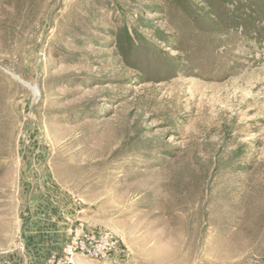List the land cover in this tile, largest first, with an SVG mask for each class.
Instances as JSON below:
<instances>
[{"label": "rangeland", "instance_id": "1", "mask_svg": "<svg viewBox=\"0 0 264 264\" xmlns=\"http://www.w3.org/2000/svg\"><path fill=\"white\" fill-rule=\"evenodd\" d=\"M81 231L264 264V0H0V264Z\"/></svg>", "mask_w": 264, "mask_h": 264}, {"label": "built area", "instance_id": "2", "mask_svg": "<svg viewBox=\"0 0 264 264\" xmlns=\"http://www.w3.org/2000/svg\"><path fill=\"white\" fill-rule=\"evenodd\" d=\"M115 243L114 237L108 232L94 233L81 231L76 233L64 245L62 254L58 260L53 259L48 264L71 263L77 255L102 259L114 250Z\"/></svg>", "mask_w": 264, "mask_h": 264}, {"label": "bare ground", "instance_id": "3", "mask_svg": "<svg viewBox=\"0 0 264 264\" xmlns=\"http://www.w3.org/2000/svg\"><path fill=\"white\" fill-rule=\"evenodd\" d=\"M13 76L15 78H17L20 82H22L23 84H25L29 89H31V91H32V93H33V95L35 97H37L39 95V90H38V88H37L36 85L31 84V83H28V82H25V81L21 80L19 77L15 76V75H13Z\"/></svg>", "mask_w": 264, "mask_h": 264}, {"label": "crops", "instance_id": "4", "mask_svg": "<svg viewBox=\"0 0 264 264\" xmlns=\"http://www.w3.org/2000/svg\"><path fill=\"white\" fill-rule=\"evenodd\" d=\"M114 249H115V247H114ZM111 253H112V252H111ZM111 253H110V254H111ZM110 254H109V255H110ZM75 260H76V258H73L72 262H71V263H67V264H74Z\"/></svg>", "mask_w": 264, "mask_h": 264}]
</instances>
